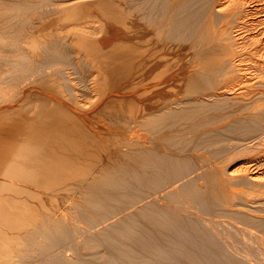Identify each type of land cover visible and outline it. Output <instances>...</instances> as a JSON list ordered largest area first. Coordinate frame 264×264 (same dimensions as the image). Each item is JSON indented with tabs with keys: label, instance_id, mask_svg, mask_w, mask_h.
<instances>
[{
	"label": "bare ground",
	"instance_id": "1",
	"mask_svg": "<svg viewBox=\"0 0 264 264\" xmlns=\"http://www.w3.org/2000/svg\"><path fill=\"white\" fill-rule=\"evenodd\" d=\"M263 128L264 0H0V264H264Z\"/></svg>",
	"mask_w": 264,
	"mask_h": 264
},
{
	"label": "rangeland",
	"instance_id": "2",
	"mask_svg": "<svg viewBox=\"0 0 264 264\" xmlns=\"http://www.w3.org/2000/svg\"><path fill=\"white\" fill-rule=\"evenodd\" d=\"M49 15V14H48ZM47 15V16H48ZM264 129V128H263ZM263 134H264V130H263V132H262ZM236 138V139H235ZM232 137L231 139H229V143H230V140L232 141V140H236V142H237V140H238V144H239V146H237L238 144L237 143H235V140H234V142H231L232 144H233V146L235 145V144H237V145H235L236 147H234V149L231 151V153H234V159L232 160V162H233V167H239V166H242V165H246L247 163H246V158H245V156H250L251 155V153H253L254 151H256V149L254 148V147H252V146H249V145H247L249 142H247V140H245L246 141V143H244V140H243V138L241 139V138H238L237 139V137ZM230 143V144H231ZM244 143V144H243ZM231 144V145H232ZM178 205H181V207H184V208H187L186 207V205H187V203H184V201H182V203L181 202H179L178 203ZM196 206H194V205H192L190 208H188L187 210L189 211V210H196ZM208 218H212V216H208ZM239 235H237V239L234 237V239L233 240H235V241H231V239L229 240V242L228 243H230V244H232L233 245V248H235L236 246V249L238 250V251H240V252H242V253H245V251L247 252H250V254H252L251 255V257L253 256V258H255V259H259V257H260V259H264V240L262 239V241H261V239H259L258 240V238L256 239H253V238H247V239H249L248 241H247V239H245L246 237H244V239L241 237V234L240 233H238ZM238 236H240L243 240H241L240 241V237H238ZM75 238H77V239H79L80 237H75ZM240 238V239H239ZM245 240V241H244ZM239 241V242H238ZM243 241L244 242H246V243H243ZM258 241V243H256ZM234 242H236L235 244H234ZM240 243H242V244H240ZM248 243V245H246ZM261 243V244H260ZM238 244H239V247H238ZM250 244V245H249ZM258 244V245H257ZM235 245V246H234ZM241 245H243L242 247H241ZM256 245V246H255ZM259 245H260V247L261 248H258L259 247ZM255 247H257L256 248V251L254 250L255 249ZM61 248L62 249H64L65 251H67V252H69V253H71V254H74V251H73V249L71 248V247H69L68 245H65V246H61ZM243 248V249H242ZM247 248V249H246ZM242 249V250H241ZM246 249V250H245ZM261 250V251H263L262 253H260L261 251H259V253H258V250ZM247 252V253H248ZM258 255H257V254ZM255 254H256V256H255ZM261 254V255H260ZM263 257V258H262Z\"/></svg>",
	"mask_w": 264,
	"mask_h": 264
}]
</instances>
